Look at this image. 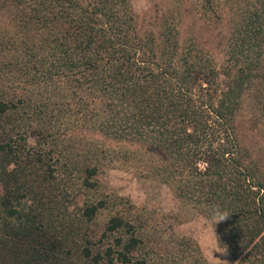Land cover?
<instances>
[{
    "label": "trees",
    "instance_id": "trees-1",
    "mask_svg": "<svg viewBox=\"0 0 264 264\" xmlns=\"http://www.w3.org/2000/svg\"><path fill=\"white\" fill-rule=\"evenodd\" d=\"M223 1L233 18L218 40L219 63L196 31L182 36L179 18H166L157 32L140 22L132 0H0L8 22L3 68L47 94L45 104L32 90L19 95L16 75L0 84V264H71L51 225L66 221L77 235L119 204L125 208L102 234L114 243L87 245L84 256L94 264H151L138 252L155 239L125 199L94 196L111 151L75 135L72 145L63 140L83 128L136 145L119 157L132 156L143 177L161 180L211 218L236 264H264V155L244 143L241 123L249 110L253 128H264V0ZM223 9L219 3L218 20ZM52 97L71 118L60 135L49 117ZM81 194L88 198L78 208ZM172 253L170 264H212L187 237Z\"/></svg>",
    "mask_w": 264,
    "mask_h": 264
},
{
    "label": "rangeland",
    "instance_id": "rangeland-1",
    "mask_svg": "<svg viewBox=\"0 0 264 264\" xmlns=\"http://www.w3.org/2000/svg\"><path fill=\"white\" fill-rule=\"evenodd\" d=\"M137 13L139 14L140 22L152 28L156 32L159 30V25L166 18L177 17L180 19V30L182 36L187 38L196 31V36L199 42L204 45L214 56V58L222 63L225 54L224 46L218 44L219 37H224L228 34L233 11L225 5L223 0H216L213 9L206 5L204 0H132ZM219 3L224 5L222 13L224 17L217 19L215 10L218 9ZM174 22H177L174 20ZM215 22H218L215 25ZM8 28L6 18L0 17V41L6 43L7 35L5 34ZM225 38H223V42ZM6 55L0 52V79L1 83H7V80L12 76H17L18 87L16 91L19 95H26L29 91H34L33 100L45 104L47 94L42 93L40 84L27 83L26 77L22 73H10L7 68H3ZM6 85L4 88H8ZM14 89V88H13ZM50 94V93H49ZM55 103L49 106V117L52 118L55 129H58V134L66 126L69 117L68 110L60 106L59 99L52 97ZM67 107V105H66ZM64 117V118H63ZM73 118V117H72ZM251 112L247 110L241 117L243 141L254 152H259L264 155V128L261 124L257 128H253L251 121ZM79 136L78 140H93L103 149H109L110 159L112 162L104 161V166L101 168V173L98 175L100 183V191L95 194L96 198H101L109 195L111 204H113L117 196L123 197L125 203L132 210V213L138 217L145 227V233L150 239H155L149 243L144 251L138 252V256L148 255L151 264H170L169 255L176 251V246L180 243L182 237H187L195 240L198 243L206 260L212 264H236L233 261L230 253L218 244V235L215 231L214 222L211 218L203 213H199L185 206L178 199L174 191L161 180L154 178L143 177L141 173L132 165L133 158L126 161L122 157L124 151L138 149L136 145L127 141H119L106 137L99 131L89 128H83L78 132L70 131L63 140H66V145L74 144L73 136ZM73 140H70V139ZM60 139H62L60 137ZM70 140V141H68ZM29 143L35 145V137L29 138ZM86 143V142H85ZM82 148L84 149V144ZM70 145V146H71ZM80 144L77 145L79 148ZM118 156V157H117ZM109 160V159H107ZM4 195V188L0 182V196ZM87 195L81 194L76 197L78 208L83 206V202L87 200ZM118 203V202H117ZM71 206L72 212L78 211ZM123 207L121 204L115 206L110 205L108 208L102 209L96 218L85 224L83 230L78 227L79 233L73 235L70 228L66 225V219L59 227L52 224L48 232L52 236H60L62 241L63 253L66 260L71 264H94L84 256L83 248L85 246L92 247L94 251L105 249L104 246L113 244V238H104L103 232L106 224L112 215ZM64 218V217H63ZM63 220V219H61ZM65 228L63 229V226ZM49 228V225H48ZM161 231H158L160 230ZM84 233H89L92 239L91 243H87ZM102 241V242H101ZM98 264H106L100 262ZM116 264H123L116 262ZM174 264H176L174 262Z\"/></svg>",
    "mask_w": 264,
    "mask_h": 264
}]
</instances>
